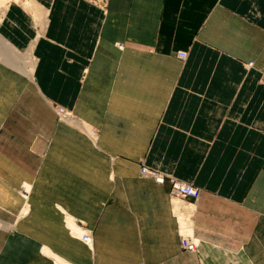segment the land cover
<instances>
[{"label": "crops", "instance_id": "crops-1", "mask_svg": "<svg viewBox=\"0 0 264 264\" xmlns=\"http://www.w3.org/2000/svg\"><path fill=\"white\" fill-rule=\"evenodd\" d=\"M39 2L0 27V264H264V0Z\"/></svg>", "mask_w": 264, "mask_h": 264}, {"label": "bare ground", "instance_id": "bare-ground-1", "mask_svg": "<svg viewBox=\"0 0 264 264\" xmlns=\"http://www.w3.org/2000/svg\"><path fill=\"white\" fill-rule=\"evenodd\" d=\"M39 0H0V27H1V25L5 22V20L7 19V16H8V12H9V10H10V8H13L14 6H22V7H24V8H26V9H32L33 7H35L36 5H39ZM45 3V2H44ZM37 10V9H36ZM20 11V10H19ZM21 11H22V9H21ZM35 11V10H34ZM38 12V11H37ZM39 13V12H38ZM15 14V13H14ZM13 14V15H14ZM22 14V13H21ZM35 14V13H34ZM40 14H44V13H41L40 12ZM16 17V16H15ZM18 17V16H17ZM33 17V16H32ZM42 18V17H41ZM12 19H13V17H12ZM17 19V18H16ZM15 19V20H16ZM39 19V18H38ZM36 20V19H35ZM44 19L42 20V21H36V23L38 22V24H44ZM47 21V20H46ZM50 22V21H49ZM16 23H18V22H16ZM24 23V22H23ZM47 23L48 22H46V27L45 28H47ZM25 24V23H24ZM20 25H21V23H20ZM44 25V26H45ZM46 31V30H45ZM39 34H42V36H43V33H39ZM45 36V35H44ZM3 42H4V40H3V37L1 36V34H0V63L2 64V63H6V64H8V65H10V66H12V67H14V68H16V69H18V70H21L22 68H23V64H22V59L21 58H19V57H16L17 55H19L20 53L16 50V51H14V50H12V49H10V50H8V47H6L4 44H3ZM12 52H13V54H12ZM15 55L14 57H16L17 59H14L13 58V56L12 55ZM17 54V55H16ZM31 60V59H30ZM33 61V60H32ZM32 61L31 62H29L28 61V64H27V62L25 63V64H27V66H28V68L30 69V68H32L33 69V64H32ZM24 63V62H23ZM32 69H30L29 70V72H32ZM23 70V69H22ZM25 70V69H24ZM33 74V73H32ZM57 112V114H58V117L61 119L62 117H64V116H71L72 117V115L71 114H65L64 112L63 113H59L60 111H56ZM77 124V123H76ZM32 186L30 185V184H28V183H23V185H22V189L21 190H19V192H20V197L25 201V204L22 206V208H21V210H20V212L18 213V216H17V218L18 219H21V218H23V217H25V216H27L28 214H29V211H30V206L28 205V201H29V198H30V196H31V191H32ZM38 192V191H37ZM199 199V198H198ZM197 199V200H198ZM173 204H174V206H175V212L176 211H178V213L179 212H183V211H179L180 209H182L181 207L183 206V205H180V203H178V202H176V203H174L173 202ZM184 210L185 211H189V212H191L192 213V209L191 208H186L185 206H184ZM185 213V212H184ZM182 221H184L183 219H181ZM181 222V221H180ZM1 223H3V221L1 222ZM182 223H184V222H182ZM66 224H67V226H68V228H69V230H70V232L72 233V235H74V236H76L77 238H80L81 240H84V242L86 243V244H89L90 246H91V244H92V237H91V234L87 231V230H84V229H82V228H80L76 223H75V221L72 219V218H70V217H68L67 218V221H66ZM185 225H186V223H184ZM12 226H14V225H12ZM185 227V226H184ZM186 230V229H185ZM190 230H192V228H190ZM187 231L188 233H189V235L190 234H192V233H190L191 231ZM183 233V232H182ZM193 235V234H192ZM192 235H190V236H192ZM87 237V239L85 240L84 239V237ZM193 241L195 242V244L197 245V250L199 251V249L201 248V246H202V242H201V240H197L196 238H193ZM215 247V246H214ZM232 253V252H231Z\"/></svg>", "mask_w": 264, "mask_h": 264}, {"label": "built area", "instance_id": "built-area-1", "mask_svg": "<svg viewBox=\"0 0 264 264\" xmlns=\"http://www.w3.org/2000/svg\"><path fill=\"white\" fill-rule=\"evenodd\" d=\"M90 1L102 7L106 6L107 4V0H90ZM96 2H100V3H96ZM120 46L124 47L122 44H120ZM178 57L181 60H186L187 52H184V51L178 52ZM249 65L252 66L253 63H250ZM58 110L60 111L59 113L64 112L63 108H60ZM141 174L144 176H149V177L154 178V180L158 184L163 185V184L169 183L170 184L169 197H170V200L174 203L178 202L180 203V205L191 206L200 197L201 190L192 184H189V183H186V182L174 179V178H168L164 176L163 174H160L153 170H149L148 168H145V167H142ZM188 218L189 220H191V215H189ZM180 228L183 231V226H181ZM84 239L86 240L87 237L85 236ZM181 246L187 252L197 253V245L195 244V242L192 240L191 236L188 233H182Z\"/></svg>", "mask_w": 264, "mask_h": 264}, {"label": "rangeland", "instance_id": "rangeland-1", "mask_svg": "<svg viewBox=\"0 0 264 264\" xmlns=\"http://www.w3.org/2000/svg\"><path fill=\"white\" fill-rule=\"evenodd\" d=\"M86 1H88L89 3L95 4L94 2H92L90 0H86ZM96 3H100V2H96ZM98 6H100V5H98ZM100 7H102V6H100ZM31 61H32V59H31ZM32 64H33V68H34V64H35L34 60L32 61ZM32 72H33V69H32ZM58 109H60V108H58Z\"/></svg>", "mask_w": 264, "mask_h": 264}]
</instances>
